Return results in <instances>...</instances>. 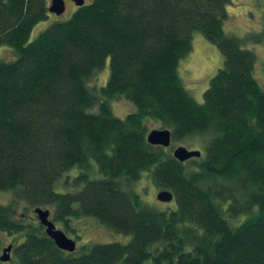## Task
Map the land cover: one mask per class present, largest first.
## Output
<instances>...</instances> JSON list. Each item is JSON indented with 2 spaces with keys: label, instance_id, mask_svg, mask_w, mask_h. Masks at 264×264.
I'll list each match as a JSON object with an SVG mask.
<instances>
[{
  "label": "trees",
  "instance_id": "16d2710c",
  "mask_svg": "<svg viewBox=\"0 0 264 264\" xmlns=\"http://www.w3.org/2000/svg\"><path fill=\"white\" fill-rule=\"evenodd\" d=\"M230 3L88 0L30 41L48 18L46 0H0V50L13 53L0 55V192L11 194L0 232L23 235L8 262L264 264V87L254 52L223 29ZM194 32L223 58L201 103L177 73ZM245 38L264 44V26ZM106 62V84L90 89ZM119 98L135 107L123 119L109 104ZM147 119L170 131V151L147 143ZM202 136L203 158L173 157L176 143ZM71 170L63 186L75 191L58 192ZM147 173L175 209L157 211L121 188ZM20 203L51 208L64 233L92 218L129 241L61 251L39 222L15 217Z\"/></svg>",
  "mask_w": 264,
  "mask_h": 264
},
{
  "label": "rangeland",
  "instance_id": "374dc122",
  "mask_svg": "<svg viewBox=\"0 0 264 264\" xmlns=\"http://www.w3.org/2000/svg\"><path fill=\"white\" fill-rule=\"evenodd\" d=\"M65 3V11L62 15L57 16L48 12V18L45 21L40 22L35 26L30 36V41L33 40L39 32L45 29L51 22L56 20H66L71 17L76 10V5L71 0H63ZM231 3L227 7V20L224 21L223 29L227 34L234 35L242 39V45L245 49L254 52L256 56V64L254 66L253 76L257 80L260 86L264 87V44H256L252 41L246 40L245 37L249 35H255L259 33L264 26V0H230ZM51 0H46L47 8L50 5ZM87 4L88 0H84ZM192 50L184 57L178 65L177 73L188 93L192 98L198 102H202V95L208 88L210 79L215 75L217 70L223 64V58L218 52L217 48L209 43L200 32H194L191 36ZM0 55L5 60H12L13 53L8 49L0 50ZM109 75L108 62L104 69L88 83L90 89L96 88V86H104L107 82ZM110 107L115 117L123 119L127 114L135 111V107L128 103L126 100L119 98L110 101ZM95 109H91L94 111ZM147 132L151 130L165 129L154 120L147 119L145 121ZM194 137L185 143H176L177 146H183L188 150H196L200 152L201 157L205 155V143L208 138ZM191 146L188 147V146ZM173 148V149H174ZM171 149V151H173ZM169 150V147L167 148ZM77 170H71L65 173L58 184L56 190L58 192L75 191L70 186H63L64 181H71L73 177L77 175ZM121 188L125 191L137 192L144 203L152 207L157 211H169L176 208L175 199L172 198L169 202H161L158 200L159 190L152 182L147 174H142L141 178L135 182L127 185L124 182L120 183ZM11 200V194L8 192H0V203L9 204ZM43 210L50 211V220L54 223L52 218L51 208L45 206H39ZM15 217L20 218L25 224H36L38 221L33 213V207L27 204L20 203L14 209ZM25 217H24V216ZM71 232L65 233L66 236L76 243V250H79L84 245L91 244H105V243H127L129 237L115 233L106 227L98 224L92 218H80L72 220L70 223ZM56 229L63 231L61 225L54 223ZM74 231V233H73ZM79 236V237H77ZM23 240V235L9 236L6 233L0 232V255L3 248L12 244L18 245ZM15 245V247H16ZM75 252V251H74ZM11 255V261L3 264H16L15 259Z\"/></svg>",
  "mask_w": 264,
  "mask_h": 264
},
{
  "label": "water",
  "instance_id": "95a60500",
  "mask_svg": "<svg viewBox=\"0 0 264 264\" xmlns=\"http://www.w3.org/2000/svg\"><path fill=\"white\" fill-rule=\"evenodd\" d=\"M74 5L80 7L84 4V0H71ZM65 11V3L63 0H51L48 7V12L60 16ZM147 143L153 146L168 148L171 144V133L168 129L151 130L146 136ZM173 157L183 163L192 158H198L200 152L196 150H187L183 146H178L173 150ZM158 200L161 202H169L172 200V194L166 191H161L158 194ZM34 214L38 222L43 226L45 234L53 241L55 246L61 251L72 253L76 249L75 241L68 238L66 234L56 229L54 223L50 220V211L41 208H35ZM12 245L3 248L0 255V262H8Z\"/></svg>",
  "mask_w": 264,
  "mask_h": 264
},
{
  "label": "bare ground",
  "instance_id": "6f19581e",
  "mask_svg": "<svg viewBox=\"0 0 264 264\" xmlns=\"http://www.w3.org/2000/svg\"><path fill=\"white\" fill-rule=\"evenodd\" d=\"M76 244V243H75Z\"/></svg>",
  "mask_w": 264,
  "mask_h": 264
}]
</instances>
